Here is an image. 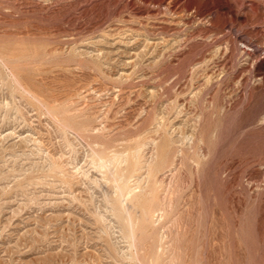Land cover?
<instances>
[{
  "label": "rangeland",
  "instance_id": "rangeland-1",
  "mask_svg": "<svg viewBox=\"0 0 264 264\" xmlns=\"http://www.w3.org/2000/svg\"><path fill=\"white\" fill-rule=\"evenodd\" d=\"M137 141L166 165L131 248L90 146ZM159 247L158 264H264V0H0V264Z\"/></svg>",
  "mask_w": 264,
  "mask_h": 264
},
{
  "label": "bare ground",
  "instance_id": "bare-ground-1",
  "mask_svg": "<svg viewBox=\"0 0 264 264\" xmlns=\"http://www.w3.org/2000/svg\"><path fill=\"white\" fill-rule=\"evenodd\" d=\"M8 77L10 79V76ZM22 92L21 94H23ZM143 145L144 143L137 141L133 150L126 149L121 153H114L109 156L104 154L97 146H90V151L92 152L91 164L95 170L102 174L109 186L110 191L106 194V201L110 204L111 211L118 213V219L122 220L121 233L131 248L137 242L138 223H141V221L148 222L154 218V210H152L151 206L158 202L157 191L162 185L158 181L157 173L161 171L163 165H166L165 159L156 151L150 159H144L142 154ZM165 200L164 202L167 201ZM160 204H156V207L154 206L156 210L160 211V214L158 213V221L162 220L167 213L164 210L165 205L162 207ZM161 238L162 236L160 240ZM161 252L162 247H159L158 253L151 257L149 264H158Z\"/></svg>",
  "mask_w": 264,
  "mask_h": 264
}]
</instances>
